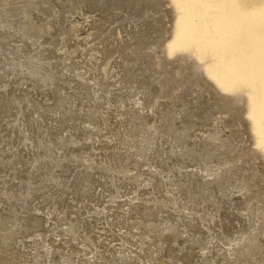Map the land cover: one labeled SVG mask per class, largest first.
<instances>
[{
  "label": "rangeland",
  "instance_id": "rangeland-1",
  "mask_svg": "<svg viewBox=\"0 0 264 264\" xmlns=\"http://www.w3.org/2000/svg\"><path fill=\"white\" fill-rule=\"evenodd\" d=\"M176 6L0 0V264H264L249 88L167 50Z\"/></svg>",
  "mask_w": 264,
  "mask_h": 264
},
{
  "label": "bare ground",
  "instance_id": "bare-ground-1",
  "mask_svg": "<svg viewBox=\"0 0 264 264\" xmlns=\"http://www.w3.org/2000/svg\"><path fill=\"white\" fill-rule=\"evenodd\" d=\"M222 1L211 18L201 19L203 15L196 6L199 0H175L178 14L174 31L165 43L167 50L173 52L192 47L200 58L210 56L204 69L221 90L249 88L248 115L257 141L264 149V89L261 86L264 83V23L253 18L255 14L264 13V0ZM240 35L245 37L251 51L237 66L212 71L228 51L241 52L240 46H236Z\"/></svg>",
  "mask_w": 264,
  "mask_h": 264
}]
</instances>
